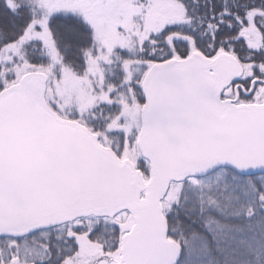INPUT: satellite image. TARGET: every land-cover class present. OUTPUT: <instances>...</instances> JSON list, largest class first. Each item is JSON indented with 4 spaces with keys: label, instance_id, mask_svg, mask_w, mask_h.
I'll return each mask as SVG.
<instances>
[{
    "label": "snow or ice",
    "instance_id": "6c2138e0",
    "mask_svg": "<svg viewBox=\"0 0 264 264\" xmlns=\"http://www.w3.org/2000/svg\"><path fill=\"white\" fill-rule=\"evenodd\" d=\"M0 264H264V0H0Z\"/></svg>",
    "mask_w": 264,
    "mask_h": 264
}]
</instances>
